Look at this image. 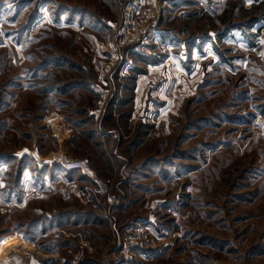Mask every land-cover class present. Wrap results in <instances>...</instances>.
I'll return each instance as SVG.
<instances>
[{
	"label": "rangeland",
	"instance_id": "rangeland-1",
	"mask_svg": "<svg viewBox=\"0 0 264 264\" xmlns=\"http://www.w3.org/2000/svg\"><path fill=\"white\" fill-rule=\"evenodd\" d=\"M4 241L0 264H264V0H0Z\"/></svg>",
	"mask_w": 264,
	"mask_h": 264
},
{
	"label": "bare ground",
	"instance_id": "bare-ground-1",
	"mask_svg": "<svg viewBox=\"0 0 264 264\" xmlns=\"http://www.w3.org/2000/svg\"><path fill=\"white\" fill-rule=\"evenodd\" d=\"M19 246H20L19 243L4 241L0 245V254L9 253L10 251H13L14 249H16ZM3 262H4V260H3Z\"/></svg>",
	"mask_w": 264,
	"mask_h": 264
},
{
	"label": "built area",
	"instance_id": "built-area-1",
	"mask_svg": "<svg viewBox=\"0 0 264 264\" xmlns=\"http://www.w3.org/2000/svg\"><path fill=\"white\" fill-rule=\"evenodd\" d=\"M77 165H80L79 167ZM84 163H82L79 160H66V162H64V166L71 170V169H75V168H84Z\"/></svg>",
	"mask_w": 264,
	"mask_h": 264
}]
</instances>
